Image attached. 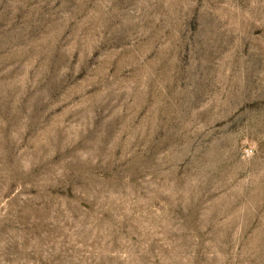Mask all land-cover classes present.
Segmentation results:
<instances>
[{
    "label": "rangeland",
    "instance_id": "1",
    "mask_svg": "<svg viewBox=\"0 0 264 264\" xmlns=\"http://www.w3.org/2000/svg\"><path fill=\"white\" fill-rule=\"evenodd\" d=\"M0 264H264V0H0Z\"/></svg>",
    "mask_w": 264,
    "mask_h": 264
},
{
    "label": "built area",
    "instance_id": "2",
    "mask_svg": "<svg viewBox=\"0 0 264 264\" xmlns=\"http://www.w3.org/2000/svg\"><path fill=\"white\" fill-rule=\"evenodd\" d=\"M244 154H245V156L249 157L252 154V151L249 149H245Z\"/></svg>",
    "mask_w": 264,
    "mask_h": 264
}]
</instances>
